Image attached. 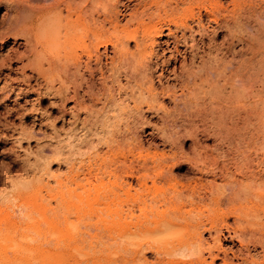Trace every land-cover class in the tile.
<instances>
[{
    "label": "bare ground",
    "instance_id": "bare-ground-1",
    "mask_svg": "<svg viewBox=\"0 0 264 264\" xmlns=\"http://www.w3.org/2000/svg\"><path fill=\"white\" fill-rule=\"evenodd\" d=\"M248 1L0 0L2 60L57 73L93 135L54 206L24 212L40 264H264V0Z\"/></svg>",
    "mask_w": 264,
    "mask_h": 264
},
{
    "label": "rangeland",
    "instance_id": "rangeland-1",
    "mask_svg": "<svg viewBox=\"0 0 264 264\" xmlns=\"http://www.w3.org/2000/svg\"><path fill=\"white\" fill-rule=\"evenodd\" d=\"M248 2L247 8L252 6V2L256 3L254 0ZM4 13L5 6H2L0 36L8 26L3 20ZM11 42L12 38L8 36L4 43H0V264H40L41 258L32 248L37 243L32 237L37 234L27 225L30 219L25 213L31 211L32 215L40 217L35 207L37 195L46 207L54 206L52 192L56 175L66 172L72 150L77 151L74 157L81 156L78 154L80 149L83 153L88 150L89 138H93V135L91 128L86 129L89 125L72 116L70 106L73 103L69 98H62L64 88L60 87L61 78L57 73H39L30 67L23 68L22 61L16 57L2 60V52L8 49ZM17 49L23 51L22 47ZM51 57L43 58L46 66ZM151 115V124L139 128L143 137L153 124L162 127L161 121ZM193 137L188 135L182 141L183 150L189 156L195 155ZM200 137L203 145L209 147L216 142L213 135L207 137L200 133ZM73 144H76L75 147ZM82 144L84 146H80ZM169 149L170 145H167L166 150ZM82 157L86 158V154ZM174 171L178 187L186 184L188 177L194 175L184 159ZM204 178L212 180L213 176L205 173ZM217 180L220 182L219 178ZM103 254L107 257L108 252ZM114 254L111 253L110 257L117 258Z\"/></svg>",
    "mask_w": 264,
    "mask_h": 264
}]
</instances>
